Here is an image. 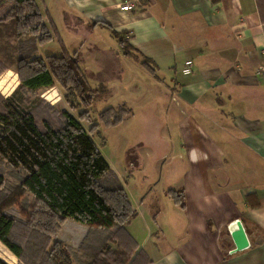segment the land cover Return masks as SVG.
<instances>
[{
  "label": "crops",
  "instance_id": "1",
  "mask_svg": "<svg viewBox=\"0 0 264 264\" xmlns=\"http://www.w3.org/2000/svg\"><path fill=\"white\" fill-rule=\"evenodd\" d=\"M35 2L67 52H80L92 89L151 78L104 23L127 33L133 53L150 58L155 82L168 91L162 119L153 120L166 130L158 136L163 145L177 147L171 159L179 163L184 207L154 190L145 205L158 203L157 213L141 214L131 203L123 210L136 213L125 228L151 264H264V0H136L129 11L120 9L124 0ZM54 40L51 52L59 54L56 38L45 45ZM187 60L192 70L183 73ZM236 219L249 243L238 251L230 236Z\"/></svg>",
  "mask_w": 264,
  "mask_h": 264
},
{
  "label": "trees",
  "instance_id": "2",
  "mask_svg": "<svg viewBox=\"0 0 264 264\" xmlns=\"http://www.w3.org/2000/svg\"><path fill=\"white\" fill-rule=\"evenodd\" d=\"M0 13V23H9L3 27L7 35L25 37L14 46L20 87L37 92L58 84L70 108L83 107L76 118L48 106L39 125L32 112L7 100L1 104L0 158L19 173V188L32 197L34 208L28 206L27 212L39 216L27 219L20 213L22 218H16L0 207V241L22 264H151L125 228L136 213L124 214L120 209L119 215L107 197V191L120 190L122 185L93 139L100 138V125H117L128 113L107 107L91 119L88 108L103 87H90L79 65L78 51L68 53L54 27L49 30L45 26L35 0H0ZM6 19L10 21L6 23ZM102 25L110 30L125 56L155 76L150 58L140 61L133 53L127 33ZM54 38L61 52L40 56L38 46ZM81 120L89 123L88 130ZM2 183L0 172V193L5 197L8 192L2 190ZM182 190L169 189L166 194L183 208ZM67 220L87 226L74 248L64 245L58 235ZM0 264L8 263L0 258Z\"/></svg>",
  "mask_w": 264,
  "mask_h": 264
},
{
  "label": "rangeland",
  "instance_id": "3",
  "mask_svg": "<svg viewBox=\"0 0 264 264\" xmlns=\"http://www.w3.org/2000/svg\"><path fill=\"white\" fill-rule=\"evenodd\" d=\"M9 21L10 19H6L5 22ZM6 25H9V23ZM6 25L0 23V109L1 104L3 105L7 100L12 106L20 110L32 112L39 125L42 124L43 116L48 106V108L51 107L57 112L67 111L77 118L83 107L77 109L70 108L64 99V90L58 84H55L52 88L41 89L37 92H28L20 87L16 63L17 55L14 46L17 44L18 39L25 37L19 34L17 39L16 37H12V35H7L3 28ZM64 39L66 40V38ZM57 47L58 45L55 40L49 42L44 48L38 49L39 55L44 57L45 53H50L56 50ZM78 53L80 57V52ZM149 73L148 75L151 78H147V83H143L140 78H137L134 83L132 75L127 79L126 84L124 82L107 83L106 85L109 88L111 87V93L106 85L100 86L103 87V92L94 101L92 106L88 108L91 119H95L101 110L118 103L121 105L114 108H120L128 113L117 125H100V138L93 137L102 156L116 173L122 175L119 177L122 185L120 190L122 192L115 190L114 192L107 193L108 199L119 210V215L120 209L121 211L125 210L127 203H131L132 207L141 214L157 213L158 203L152 205L153 210H148L147 204L145 205V199L146 197L148 198V194H154V190L156 192L165 190L166 192L169 189H177L178 184L182 183V180L179 179L181 176V173L178 171L179 163L177 159H171L173 150L177 147L174 145L167 149L163 145V140H161V137L158 138V136L166 130L159 132L153 120L155 118L162 119L160 116L162 114V107L164 108L165 105L170 103L171 99L164 96L165 93H168L167 89H162L160 87L162 85L155 82L156 76ZM56 93L57 96H54ZM140 93H142L143 99H141ZM110 94H113L112 97H108ZM45 95H49L48 99L45 98ZM156 105L160 107L159 113H157L158 109L155 108ZM80 123L85 130L89 129L90 125L87 121L81 120ZM164 153L165 155H163ZM0 172L3 178L2 190L6 189L8 192L5 197L0 193V207H4L3 211L13 214L16 218H22L20 213L25 215L27 219L37 218L39 214L37 216H30L29 212H27L28 206L32 209L34 208L33 199L29 194L23 192L24 190L21 187L19 188V178H17L19 173L13 172L12 168L2 158H0ZM161 196L165 197V193ZM142 199L143 202L141 203ZM160 204L166 208L167 202L161 198ZM161 212L163 216L165 210ZM140 220L142 221V219L137 218L136 224L139 227V231H142L143 224L141 225ZM86 231V225L67 220L60 227L58 235L64 242V245L69 247L75 245L73 246L74 248L81 241ZM143 233L142 231L139 235H143ZM23 234L27 235L28 231ZM26 249L29 250V246ZM9 256L14 258L12 260L16 261L14 264H22L0 241V258L8 262L10 261ZM72 264L76 263L73 262Z\"/></svg>",
  "mask_w": 264,
  "mask_h": 264
},
{
  "label": "water",
  "instance_id": "4",
  "mask_svg": "<svg viewBox=\"0 0 264 264\" xmlns=\"http://www.w3.org/2000/svg\"><path fill=\"white\" fill-rule=\"evenodd\" d=\"M230 236L234 242L235 251L242 250L249 245L246 232L244 231L243 225L239 219H236L235 228L230 232Z\"/></svg>",
  "mask_w": 264,
  "mask_h": 264
},
{
  "label": "built area",
  "instance_id": "5",
  "mask_svg": "<svg viewBox=\"0 0 264 264\" xmlns=\"http://www.w3.org/2000/svg\"><path fill=\"white\" fill-rule=\"evenodd\" d=\"M136 0H124L123 4L120 6V9L122 11H129L135 8L136 6ZM192 70V62L190 60H187L184 64V67L182 68L183 73H189ZM52 94V93H51ZM57 96V93L56 95ZM49 95H45V98L48 99ZM235 223V222H234Z\"/></svg>",
  "mask_w": 264,
  "mask_h": 264
},
{
  "label": "bare ground",
  "instance_id": "6",
  "mask_svg": "<svg viewBox=\"0 0 264 264\" xmlns=\"http://www.w3.org/2000/svg\"><path fill=\"white\" fill-rule=\"evenodd\" d=\"M234 228H235V225H234Z\"/></svg>",
  "mask_w": 264,
  "mask_h": 264
}]
</instances>
